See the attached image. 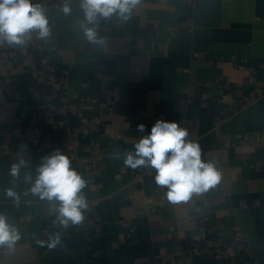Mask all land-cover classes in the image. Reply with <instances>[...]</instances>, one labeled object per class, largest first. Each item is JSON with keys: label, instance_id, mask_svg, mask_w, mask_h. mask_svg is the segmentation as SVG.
Masks as SVG:
<instances>
[{"label": "crops", "instance_id": "0c3cea01", "mask_svg": "<svg viewBox=\"0 0 264 264\" xmlns=\"http://www.w3.org/2000/svg\"><path fill=\"white\" fill-rule=\"evenodd\" d=\"M52 1L31 0L51 30L40 49L0 46V214L20 234L0 264H228L229 246L264 264V0H140L99 22L103 43L83 36L80 0L69 15ZM157 120L187 130L217 184L172 203L154 168L124 164ZM56 149L86 181L84 219L67 227L25 180Z\"/></svg>", "mask_w": 264, "mask_h": 264}, {"label": "clouds", "instance_id": "9594fccd", "mask_svg": "<svg viewBox=\"0 0 264 264\" xmlns=\"http://www.w3.org/2000/svg\"><path fill=\"white\" fill-rule=\"evenodd\" d=\"M140 0H80V8L84 19L80 27L83 36L90 43H103L98 38V27L101 20L111 19L113 16L121 20H128L132 10ZM65 15L72 11L68 0L62 7ZM35 32L39 39L50 36L49 21L45 9L31 0H0V46L7 43L24 44L32 38ZM144 124L137 125L140 132L145 130ZM188 132L177 122L157 120L151 127L150 134L142 136L134 145V151L124 154V164L133 169L152 167L156 170L154 180L157 185L166 187V198L172 203L186 202L192 194H200L217 184L220 174L215 163L201 159L200 145L186 140ZM170 153V154H169ZM25 161L13 164L10 174L18 177L21 166ZM26 182H31L29 191L40 199L56 201L55 211L57 220L68 226L80 223L83 210L87 209V200L82 193L86 181L71 167L69 158L59 149L43 158L37 169L35 180L30 173L25 175ZM6 195L15 202L19 196L9 188ZM20 238L18 229L9 222L6 215L0 214V245L11 248ZM49 247H55L59 242L58 236L50 238Z\"/></svg>", "mask_w": 264, "mask_h": 264}, {"label": "built area", "instance_id": "2783aa9c", "mask_svg": "<svg viewBox=\"0 0 264 264\" xmlns=\"http://www.w3.org/2000/svg\"><path fill=\"white\" fill-rule=\"evenodd\" d=\"M75 1H78V0H68V2L70 4L74 3ZM64 3H65V0H53L50 4H48L47 8L61 11ZM31 36H32V38L30 40H27L28 48L30 50L40 49V45H39L38 37H37L36 33L32 32ZM24 51L25 50H22L21 53H23ZM233 102H234V98L231 97L230 95H222L219 99V103H221V104H232ZM82 168L85 172H89L90 170L95 168V165L92 164L89 159H83L82 160ZM45 211L47 212L48 210L45 209ZM233 231H234L235 243L240 242V240H241L240 232L238 231V229L236 227H234ZM225 254H226V257L228 258V264H240L234 260V257L236 255V250L234 247H232V246L227 247L225 249ZM82 264H91V263L84 262Z\"/></svg>", "mask_w": 264, "mask_h": 264}]
</instances>
